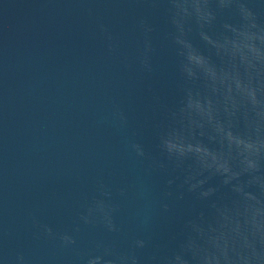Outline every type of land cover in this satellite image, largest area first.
I'll list each match as a JSON object with an SVG mask.
<instances>
[{
  "label": "water",
  "instance_id": "water-1",
  "mask_svg": "<svg viewBox=\"0 0 264 264\" xmlns=\"http://www.w3.org/2000/svg\"><path fill=\"white\" fill-rule=\"evenodd\" d=\"M0 264H264V0H0Z\"/></svg>",
  "mask_w": 264,
  "mask_h": 264
}]
</instances>
